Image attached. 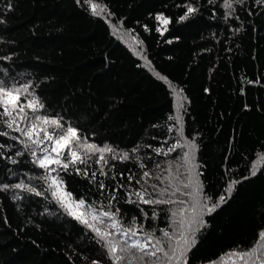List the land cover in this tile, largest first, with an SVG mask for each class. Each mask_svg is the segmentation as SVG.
Here are the masks:
<instances>
[{
    "label": "trees",
    "instance_id": "16d2710c",
    "mask_svg": "<svg viewBox=\"0 0 264 264\" xmlns=\"http://www.w3.org/2000/svg\"><path fill=\"white\" fill-rule=\"evenodd\" d=\"M92 3L95 13L85 0H0V81L19 89L22 103L35 98L43 105L35 113L26 109L29 120L59 119L63 129H78L82 144L113 150L105 153L107 176L100 175L99 153L84 149L80 154L90 158L75 167L88 177L71 165L49 172L33 162V149L44 154L37 145L26 150L10 138L20 134L0 123V132L9 133L0 136V185L23 181L41 193L0 190V264H111L95 233L68 214L52 196L50 179L40 177L62 180L85 209L108 210L118 185L138 189L136 179L150 171L148 184L164 187L168 181L161 185L155 177L169 176V169L179 176L174 187L190 180L183 191H202L171 197L185 204L144 205L126 203L121 188L112 211L120 209L123 224L135 217L159 236L160 229L178 227L173 211L188 208L190 218L192 204L211 197L208 203L218 206L197 217L203 225H193L187 264H232L226 254L252 248L264 231V0H231V8L225 0ZM189 5L196 11L181 21ZM160 15L171 22L164 25ZM173 145L168 155L155 151Z\"/></svg>",
    "mask_w": 264,
    "mask_h": 264
},
{
    "label": "snow or ice",
    "instance_id": "6c2138e0",
    "mask_svg": "<svg viewBox=\"0 0 264 264\" xmlns=\"http://www.w3.org/2000/svg\"><path fill=\"white\" fill-rule=\"evenodd\" d=\"M92 7L93 12L97 11L98 5L92 3V0H85ZM258 3L262 0H257ZM227 7L231 8V0H225ZM196 9L192 6H187L185 15L179 17L181 21L186 20L188 15L195 12ZM157 20L161 21L164 25L169 24L171 21L163 15L157 16ZM3 21H0L2 23ZM160 29H158L159 31ZM166 30V29H165ZM163 34V33H161ZM162 79H164L162 77ZM26 90V89H25ZM43 105L38 100L33 98L28 100L26 103L21 102V95L19 89L9 88L5 86L3 81H0V123L6 125L8 129L20 134V136L10 137L13 140L24 145L27 150L30 144L37 145L40 152L44 153L42 156L37 155V151L33 149L31 155L35 158L34 163L41 169L49 170V172L56 171L52 165H56L58 168L68 170L70 165L73 166L77 174L81 172L85 177H88V170H81L76 168L77 164H86L87 154L82 156L80 149H84L87 152L99 153V157L96 160L97 164H102L100 168V175L107 176V173L103 170V166H107L108 161L105 159V153L112 152L113 150L108 146L100 148L95 144H82L78 129L75 127H67L63 129V125L59 119H52L47 116H33L30 120L26 109H30L33 113L37 112ZM28 121L27 126L22 127L21 123ZM44 125H52L56 128H61L62 131L57 134L55 129L49 132ZM41 133L43 135L41 136ZM8 132H0V136H8ZM24 137L25 139H21ZM27 142L30 143H26ZM43 145V147H40ZM5 147L0 144V148ZM177 145H173L164 152L163 149H156L157 154L168 155L169 152L175 150ZM22 152H17L16 155H22ZM116 157L113 156V159ZM184 158H188V153H184ZM11 159V162L15 164L17 161ZM122 160L128 159V154L125 153L121 157ZM140 168H145L146 165L141 163ZM159 168V164L156 165ZM179 169H177V172ZM123 176V174H121ZM97 173L93 171L91 173V180H96ZM147 178V179H146ZM40 179L49 180V188L55 187L52 191V196L58 198L59 202L69 215L80 223L90 229L105 248L108 258L111 264H187L186 253L190 250V246L195 243L193 225H203V220L197 217L206 211L211 214L216 207L217 203L209 204L208 201L211 197H205L204 202L201 204L200 201H195L191 206V212L194 213L190 218H185V213L189 211L188 208H181L179 211H173V217H179L172 221L178 227L169 231L168 229H160V235L156 234V229L145 231L143 224H137L136 218L133 217L130 224L125 225L118 217H120V209L116 208L112 211V201L116 200L117 197L114 194L121 188H125L123 184L113 189V195L109 199V203L106 206L108 210H104V205H101L99 209L93 205H89L85 209L86 201L84 199L73 200L72 194L62 189V180H58L55 176H42ZM115 180V176H113ZM133 179L132 176H128L129 182ZM152 179V173L150 171H144L139 179H136V184L140 185L138 189L128 191L125 188L126 196L128 197L126 203L132 204H144V205H159V204H185L184 200L172 199L177 193L181 196L193 197L195 194H199L202 189L196 188L194 192H185L183 189L191 187V181L188 182L180 181L182 188L179 186H173V180H179V176H174L169 169V176L161 177L156 176L155 179L160 181L161 185L165 184V180L168 184L164 187H158L157 184H148V180ZM141 180L144 181L141 184ZM21 189L36 195H41L36 188L25 184L23 181L14 185H0V190H7L9 188ZM100 189H105L103 181H99ZM151 188V191H149ZM171 189V191H170ZM231 188H229V191ZM154 195L158 198H153ZM167 199L159 198L165 197ZM135 197V199H133ZM220 201L224 200L221 196ZM197 207L201 209L200 213H197ZM85 209L84 211H78ZM143 212V209H141ZM155 212H153V218H155ZM145 219L148 218V214L144 212ZM107 220V223L105 222ZM171 227V226H170ZM231 260L232 264H264V231L259 232L257 244L247 250L232 251L226 254ZM235 258V259H233ZM223 257L221 261L223 262ZM90 264H100V261L93 260Z\"/></svg>",
    "mask_w": 264,
    "mask_h": 264
},
{
    "label": "rangeland",
    "instance_id": "374dc122",
    "mask_svg": "<svg viewBox=\"0 0 264 264\" xmlns=\"http://www.w3.org/2000/svg\"><path fill=\"white\" fill-rule=\"evenodd\" d=\"M63 189V188H62ZM78 211H84V209H80V210H78Z\"/></svg>",
    "mask_w": 264,
    "mask_h": 264
}]
</instances>
